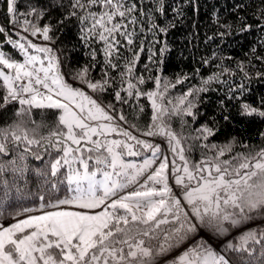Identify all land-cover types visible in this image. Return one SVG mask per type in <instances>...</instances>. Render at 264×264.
<instances>
[{
  "label": "snow or ice",
  "instance_id": "6c2138e0",
  "mask_svg": "<svg viewBox=\"0 0 264 264\" xmlns=\"http://www.w3.org/2000/svg\"><path fill=\"white\" fill-rule=\"evenodd\" d=\"M156 2L163 11L162 0ZM6 5L8 24L13 29L20 27L51 43L55 42V31L76 17L81 39L98 36L105 45L106 63L113 68L117 65L111 57L120 45L117 34L127 45L133 44L135 28L128 29L137 23L132 15L137 9L135 3L126 0H25L24 4L6 0ZM94 5L101 10L91 11ZM22 7H26L23 12ZM61 9V19L40 23L50 18L53 10ZM250 27L243 25L239 31ZM9 30L0 25V34L5 37L0 49L5 43L11 45L23 60L0 50V109L18 105L15 115L21 119L0 127V155L15 153L8 161L0 160V208L9 200L20 202L24 198L18 181L28 171V156L36 160L48 157L45 168L36 170L47 191L37 197L38 206L21 208L12 214L14 222L0 223V264H157V257L182 245L183 251L165 264H264V227L248 224L253 220L251 213L264 209V145H244L247 152L220 159L226 152L232 153L233 137L214 156L190 166L181 138L164 120L165 115L195 119L194 100L188 97L206 89H190L171 112L157 104L154 97L158 93H147L154 115L141 135L166 137L170 151L182 162L178 164L176 159L170 161L159 144L121 127L117 121L127 124V118L111 114V105L106 108L72 87L61 74L51 47L34 44L19 32L13 39ZM29 49L43 53V58L32 55ZM92 55L95 57V52ZM138 58L134 53L127 61L128 74ZM87 72V68L80 69L73 79L93 91H103L109 84L107 79L86 80ZM139 83H144L142 77ZM156 83L165 90L169 86L159 78ZM133 89L136 85L129 82L123 90L131 96ZM115 95L121 99L119 91ZM185 103L186 107H180ZM32 109L59 110L55 128L47 135L37 138L41 125L26 126L23 117L30 116ZM240 115L264 119V99L259 107L242 103ZM130 127L139 130L136 125ZM198 131L203 139L215 134L206 125ZM113 134L125 139H110ZM33 147L38 149L36 153ZM5 172L12 173L11 181L4 178ZM170 183L180 189L183 203ZM73 208L78 210H70ZM229 228L236 230L231 239H219L229 235Z\"/></svg>",
  "mask_w": 264,
  "mask_h": 264
},
{
  "label": "trees",
  "instance_id": "16d2710c",
  "mask_svg": "<svg viewBox=\"0 0 264 264\" xmlns=\"http://www.w3.org/2000/svg\"><path fill=\"white\" fill-rule=\"evenodd\" d=\"M31 2L35 3V0ZM61 2L67 3V0ZM126 2L136 4L137 10L132 15L137 17V23L130 25L128 29L131 31L135 28L132 45H127L119 34L116 36L120 40L119 51L113 54L111 61L117 67L113 68L106 63L105 45L98 36H89L87 41L81 39V25L76 17L67 20L60 26L59 31H55L54 43L46 41V44H43L53 49L63 67L64 76L69 77L73 84H80L85 88H88L86 83L73 79L80 69H88L86 80L97 82L107 79L109 84L103 91L91 89L92 93L104 105H111L113 114H123L128 121V130L137 136L147 130L154 115L152 100L148 98L147 93L156 91L158 103L171 112L179 106V98L190 89H206L188 97V100H194L192 111L195 119L186 115L164 116V120L181 138V147L184 148L190 166L205 157L214 156L218 149L229 144L233 137L236 142L232 153L226 152L220 159H229L234 153L247 152L248 148L244 145H264V136L261 135L264 133V119L240 115L242 103L259 107L264 99V0H162L163 11L159 10L160 4L156 0ZM20 3L24 4L25 0H20ZM25 10L26 7L20 9L21 12ZM100 10L99 5L91 7V11ZM63 13V9L53 10L50 18H44L40 23H55L63 17ZM80 14H84L82 10ZM7 16L6 0H0V25L10 29L8 35L13 39L18 38L16 32L25 36L22 28L13 29L8 24ZM124 23H127V20ZM243 25L251 27L241 32L239 29ZM161 28L165 31L161 32ZM221 33L224 35L221 36ZM4 40V35L0 34V42ZM161 48L166 50L161 52ZM2 50L12 53L14 59L23 60L22 54L12 49L11 45L5 43ZM134 53H138L139 58L132 67L131 74H128L125 71L126 64L133 58ZM121 73H124L123 77ZM141 77L144 80L142 84L139 83ZM157 78L162 84L169 85L167 90L163 86H157ZM204 81L209 82L205 84ZM129 82L136 85L131 96L123 90ZM117 91L120 92V100L116 98ZM186 106L187 103L180 107ZM17 107L18 105L13 104L6 109H0V127L21 119L15 115ZM59 114V110L55 109H32L30 116L23 119L30 129L41 125L37 129L39 138L55 128ZM225 116L228 117L227 120L224 119ZM33 121L35 123H32ZM131 125H136L139 130L131 128ZM204 125L212 128L215 133L207 139L200 137L198 131ZM155 137L165 140L170 160L179 161L170 151L167 138L159 135ZM140 138L159 144L162 149V144L157 140ZM32 151L36 153L38 149L33 147ZM14 155L15 153L0 155V160L8 161ZM47 160V156H44L43 160L27 157L25 163L28 171L24 179L18 181L24 198L20 202L9 200L0 208V223L13 220L12 214L21 208L38 206L40 202L37 197L47 189L36 170L45 168ZM4 178L11 181L12 173L5 172ZM177 190L179 193V188ZM174 193L178 194L177 191ZM63 195L61 191L60 196ZM48 198L46 195V199ZM251 215L253 220L248 222L249 225L257 222L253 226L264 227V209ZM177 249H172L166 256Z\"/></svg>",
  "mask_w": 264,
  "mask_h": 264
},
{
  "label": "rangeland",
  "instance_id": "374dc122",
  "mask_svg": "<svg viewBox=\"0 0 264 264\" xmlns=\"http://www.w3.org/2000/svg\"><path fill=\"white\" fill-rule=\"evenodd\" d=\"M23 33H24V35H25L26 37H28V40H31V41H32V43L37 44V45H39V46H46V45H43V44H46V41H44V40L42 39L41 36H39V35H37V36H31V35L26 34L25 32H23ZM0 50H2V49H0ZM29 52H30L32 55H37V56H40V57H42V58H43V56H44L43 53H37V52H35L33 49H29ZM53 53H54V52H53ZM55 56H56V55H55ZM56 57H57V56H56ZM57 58H58V57H57ZM21 61H22V60H21ZM58 63H59V65H60V72H61V74L64 75L65 72H64V70H63L62 65L60 64V60H59V59H58ZM45 66H47V61H45ZM36 67H39V64H37ZM64 78H65V80H66L69 84L72 85V87L81 89L86 95L90 96L92 99H95V100H97L98 103H100V101H99V100L96 98V96L92 93V91H91L90 88H85V87H83V86L80 85V84H73V82H72L70 79H68V77H66V76H64ZM152 92H155V93H156V91H152ZM154 98H155L157 104H159V103H158L157 96L154 97ZM105 106H106V105H105ZM74 110H75V109H74ZM110 113L113 114L111 111H110ZM113 115H115V114H113ZM117 122L120 123L121 127L126 128V127H124V126L122 125V123H121L120 121H117ZM126 129H127V128H126ZM109 138H110V139H125L124 137H122V136H118V135H116V134H113V135L110 136ZM131 159H133V158H131ZM177 163L180 164L181 162H180V161H177ZM177 191H178V190H177ZM177 196H178V198H181L182 203H183L184 201H183V199H182V194H181L180 189H179V194H177ZM70 210H74V211H75V210H78V209H74V208H73V209H70ZM95 211H99V209H97V210H95ZM33 214H39V213H33ZM19 218H23V217H19ZM7 222H14V220H5V221H2L1 223L6 224ZM256 223H257V222H255L254 224H251V225H249V226L256 225ZM227 226H228V225H226V227H227ZM233 230H234V229L229 228V235L226 236V237H220L219 239H223V240L230 239V238H231V235H232V234H235V232H236V231H233ZM153 243H155V241H153ZM183 248H184V246L182 245V246L179 247L176 251H174L173 253H170L168 256L163 257V258H157V264H165L166 261H171L174 257L178 256V255L180 254L181 251H183Z\"/></svg>",
  "mask_w": 264,
  "mask_h": 264
},
{
  "label": "built area",
  "instance_id": "2783aa9c",
  "mask_svg": "<svg viewBox=\"0 0 264 264\" xmlns=\"http://www.w3.org/2000/svg\"><path fill=\"white\" fill-rule=\"evenodd\" d=\"M41 75H43L42 73H41ZM68 79H70L69 77H68ZM71 80V79H70ZM140 137H143V138H148V139H152V140H157L158 142H160L161 144H162V152L165 154V155H167L168 157H169V159H170V155H169V151H168V147H167V145H166V143H165V140H163V139H160V138H156V137H147V136H142L141 134H138ZM171 161V160H170ZM170 168H171V164H170ZM170 186L173 188V192H176L177 191V187L174 185V184H172V183H170ZM177 193H178V191H177ZM179 194V193H178Z\"/></svg>",
  "mask_w": 264,
  "mask_h": 264
},
{
  "label": "crops",
  "instance_id": "0c3cea01",
  "mask_svg": "<svg viewBox=\"0 0 264 264\" xmlns=\"http://www.w3.org/2000/svg\"><path fill=\"white\" fill-rule=\"evenodd\" d=\"M100 101V100H99ZM100 103L103 105V106H105L101 101H100ZM106 108H107V106H105ZM109 111H111L110 109H108ZM122 123V125L124 126V127H126L127 129H129L128 128V126L125 124V123H123V122H121ZM133 159H136V158H133Z\"/></svg>",
  "mask_w": 264,
  "mask_h": 264
}]
</instances>
